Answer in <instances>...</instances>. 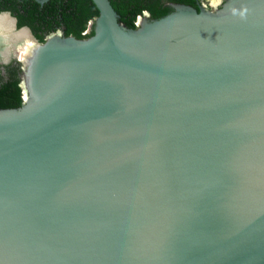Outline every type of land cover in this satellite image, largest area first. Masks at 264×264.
<instances>
[{
  "label": "water",
  "instance_id": "water-1",
  "mask_svg": "<svg viewBox=\"0 0 264 264\" xmlns=\"http://www.w3.org/2000/svg\"><path fill=\"white\" fill-rule=\"evenodd\" d=\"M91 2L0 109V264H264V0Z\"/></svg>",
  "mask_w": 264,
  "mask_h": 264
},
{
  "label": "trees",
  "instance_id": "trees-1",
  "mask_svg": "<svg viewBox=\"0 0 264 264\" xmlns=\"http://www.w3.org/2000/svg\"><path fill=\"white\" fill-rule=\"evenodd\" d=\"M198 1L201 0H109L118 15V21L128 29H135L137 18L145 12L148 13L150 20H157L173 11L170 4H183L198 9ZM17 6L18 2L9 6L15 11L17 25L28 26L39 42H42V37L37 34L42 26L46 31L62 26L66 36L71 35L76 39L89 37L93 34V29L85 36L82 33L86 31L89 22L98 16V11L91 0H49L43 5L27 0L23 1L20 7ZM59 16L62 18L59 19ZM18 71L15 68H8L6 78L0 77V109L18 108L22 103Z\"/></svg>",
  "mask_w": 264,
  "mask_h": 264
},
{
  "label": "flooded vegetation",
  "instance_id": "flooded-vegetation-1",
  "mask_svg": "<svg viewBox=\"0 0 264 264\" xmlns=\"http://www.w3.org/2000/svg\"><path fill=\"white\" fill-rule=\"evenodd\" d=\"M23 1H27V0H0V8H1L0 9V18H2L3 22H4L2 25L3 26L2 33H3V36L6 37L4 39L6 40L5 43H6V47H7L6 48L7 49L6 55L0 54V77L6 78V73H7L6 70L8 68H15V69L19 70L18 75H19L20 81H21L23 64L21 63L20 60H18V58L16 56H14V52L12 51L13 50V48H12L13 42L11 40H8V38L12 39L13 32L17 33L19 31H25L28 38L31 41H33V43H37V44L44 43L49 37H52V36L68 37L64 34V30H63L62 26H58L51 31H46L45 27L42 26L40 29L41 31H39L37 34L38 36L42 37V42H39L37 40L35 34L32 32V30L28 26H26V25L18 26L17 25V18L15 16V11H12L9 8V6H12L15 2H18L17 7H20V5H22ZM33 1L36 2L35 0H33ZM48 1L49 0H47L46 2H48ZM46 2H44V3H46ZM201 2L202 1H200V2L198 1L197 5L198 6L201 5ZM44 3H42V4L37 3V4L43 5ZM2 7H5V8H2ZM21 11H22V9H21ZM59 11H60L59 13H61V10H59ZM61 18H62V16H59V19H61ZM91 29H92V26L91 27L89 26L86 28V31H88V33H89L91 31ZM71 37H73V36H71ZM9 46H11V47H9Z\"/></svg>",
  "mask_w": 264,
  "mask_h": 264
},
{
  "label": "bare ground",
  "instance_id": "bare-ground-1",
  "mask_svg": "<svg viewBox=\"0 0 264 264\" xmlns=\"http://www.w3.org/2000/svg\"><path fill=\"white\" fill-rule=\"evenodd\" d=\"M214 4L217 3L219 0H211ZM11 22V21H10ZM3 19L0 18V54L6 55L7 53V47L5 43V36H3L2 28H3ZM9 23V22H8ZM7 26V25H6ZM9 27V26H8ZM12 30V29H11ZM8 40H11L12 42V48L14 52V56L18 58V60L23 61L28 54H30L34 43L31 41L25 31H19L17 33L12 34V39L8 38ZM11 47V46H9ZM11 49V48H10Z\"/></svg>",
  "mask_w": 264,
  "mask_h": 264
},
{
  "label": "rangeland",
  "instance_id": "rangeland-1",
  "mask_svg": "<svg viewBox=\"0 0 264 264\" xmlns=\"http://www.w3.org/2000/svg\"><path fill=\"white\" fill-rule=\"evenodd\" d=\"M202 2H201V4H202V6H204V7H208L209 5H216V4H218V3H220V2H222V1H224V0H219L217 3H213L211 0H201ZM136 25H137V22H136Z\"/></svg>",
  "mask_w": 264,
  "mask_h": 264
},
{
  "label": "built area",
  "instance_id": "built-area-1",
  "mask_svg": "<svg viewBox=\"0 0 264 264\" xmlns=\"http://www.w3.org/2000/svg\"><path fill=\"white\" fill-rule=\"evenodd\" d=\"M87 33H88V31H84V32L82 33V35L85 36Z\"/></svg>",
  "mask_w": 264,
  "mask_h": 264
},
{
  "label": "clouds",
  "instance_id": "clouds-1",
  "mask_svg": "<svg viewBox=\"0 0 264 264\" xmlns=\"http://www.w3.org/2000/svg\"><path fill=\"white\" fill-rule=\"evenodd\" d=\"M136 22H137V20H136ZM90 24H91V22H89V24H88V26L87 27H89L90 26ZM137 26V25H136Z\"/></svg>",
  "mask_w": 264,
  "mask_h": 264
}]
</instances>
